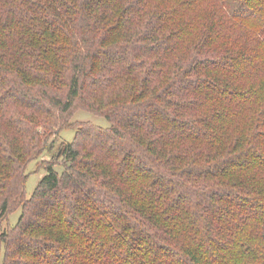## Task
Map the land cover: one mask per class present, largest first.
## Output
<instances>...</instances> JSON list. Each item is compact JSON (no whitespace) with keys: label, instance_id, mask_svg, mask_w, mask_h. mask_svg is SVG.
Returning <instances> with one entry per match:
<instances>
[{"label":"trees","instance_id":"16d2710c","mask_svg":"<svg viewBox=\"0 0 264 264\" xmlns=\"http://www.w3.org/2000/svg\"><path fill=\"white\" fill-rule=\"evenodd\" d=\"M1 254L264 264V0H0Z\"/></svg>","mask_w":264,"mask_h":264},{"label":"rangeland","instance_id":"374dc122","mask_svg":"<svg viewBox=\"0 0 264 264\" xmlns=\"http://www.w3.org/2000/svg\"><path fill=\"white\" fill-rule=\"evenodd\" d=\"M71 121L73 123H91L103 129L110 127V123L105 118L85 110L76 111L71 118ZM74 137L75 131L71 129L64 130L56 137H51L40 155L27 165L25 169V174L28 177L25 185L27 199L33 194L42 178L48 174V171L44 169L48 164H54V169L59 173L63 171L64 161L62 160L61 146L63 143H71L74 140ZM21 213V206L13 210L8 216V219L2 223V231L14 227L17 224ZM2 258L3 256L1 254L0 261H2Z\"/></svg>","mask_w":264,"mask_h":264}]
</instances>
